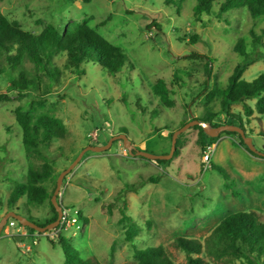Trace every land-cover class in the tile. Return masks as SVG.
<instances>
[{"label":"rangeland","instance_id":"374dc122","mask_svg":"<svg viewBox=\"0 0 264 264\" xmlns=\"http://www.w3.org/2000/svg\"><path fill=\"white\" fill-rule=\"evenodd\" d=\"M196 5L197 0H184L182 5H167L165 0H0L2 14L24 31L38 34L52 25L63 34L68 26L87 20L128 57L119 73L110 74L95 63L75 72L65 70L66 55L60 54L54 59L62 70L59 83L37 73L28 59L15 68L1 62L0 95L12 100L0 102V223L10 212L38 226L53 218L50 200L37 205L23 198L14 207L9 205L12 191L25 182L28 170L45 162L54 167L51 179L42 183L51 194L61 173L84 149L103 147L123 132L138 150L164 156L171 151V132L185 121L217 114L211 125L223 126L228 117L220 100L210 94L226 88L236 66L245 62L235 52L239 39L246 41L252 58L264 57V23L254 20L246 8L219 16L217 4L210 14L195 17ZM22 69L40 87L17 98L11 82ZM261 73L264 60L250 66L243 78L252 82ZM159 79L171 90L170 104L154 90ZM255 103L247 101L254 109L252 117L242 104L234 105L232 112L243 118L247 134L264 154V114L258 113ZM17 108L34 117L60 119L66 136L54 139L39 154L27 152L14 113ZM198 138V130L186 131L180 154L160 164L131 157L122 141L106 152L84 155L65 177L58 199L72 217L78 211L87 219L85 227L79 217L78 225L63 232L84 261L137 264L136 250L161 246L175 264H188L186 254L175 245L178 237H185L200 241L202 256L212 264H249L233 257L213 259L205 240L231 214L256 213L264 219V158L239 146L238 136L224 132L206 141L217 148L215 168L204 172ZM124 215L139 229L132 243L126 242L119 225ZM10 222L0 235V264L65 263L54 230L40 234L24 227L20 235L21 225L9 227ZM17 236L26 239L17 242ZM24 245L32 250L27 252Z\"/></svg>","mask_w":264,"mask_h":264},{"label":"trees","instance_id":"16d2710c","mask_svg":"<svg viewBox=\"0 0 264 264\" xmlns=\"http://www.w3.org/2000/svg\"><path fill=\"white\" fill-rule=\"evenodd\" d=\"M83 1L90 2V0ZM175 2L182 5L184 0H165L167 5H172ZM216 4L219 6L217 14L219 16L233 10L246 8L254 20L260 19L264 23V0H197V5L194 8L195 17L202 16L204 13L210 14ZM214 13H216L215 10ZM253 36L256 44H258L260 39L254 33ZM196 38L193 36V43H197ZM235 52L244 57L245 62L236 66L226 88H215L210 96L220 100L222 112L228 117L223 125L239 126L249 136L243 118L233 113L232 107L236 104H242L246 115L252 117L254 109L248 106L247 101H255L258 113L264 114V73H261L252 82H248L243 78L249 67L257 61L264 60V57L252 58L247 53L244 39L238 40ZM60 54L66 55L64 68L71 72L82 70L85 64L95 63L108 73L117 74L128 60L122 49L90 27L87 20L68 26L63 34H60L52 25L44 26L41 33L35 34L24 31L17 21H10L2 14L0 8V73L3 71L1 62L5 61L8 66L15 68L17 66L22 67V61L28 59L34 65L37 73L44 74L51 82L59 83L62 70L54 64V59ZM36 86L40 87V82L31 78L24 69L20 71L18 76H14L11 82V88L17 98L24 97V94L31 87ZM154 90L156 94L170 104L169 94L171 90L164 80L159 79L154 86ZM10 100L12 99L7 95H0V102ZM14 113L16 121L23 132L24 146L29 153L39 154L42 149L50 147L54 139H63L66 136L65 125L60 119L49 115L34 117L31 112H23L19 108ZM217 116V114L208 115L203 119H191L190 121L198 120L212 124ZM232 120L236 121L237 124L230 122ZM190 121H185L180 128ZM219 126L221 125H214V127ZM191 129L199 131L197 144L202 149L206 145V141H212L213 138L207 136L203 128L196 126ZM177 130L174 129L170 134L171 145L173 135ZM225 133L238 136L239 146L249 152L239 134ZM185 134L186 132L178 137L174 157L180 154V147L184 144L183 137ZM164 162L166 161H157L159 164ZM213 168H215L214 165ZM218 170L227 177L222 168H218ZM53 174L54 167L49 162H45L39 169H29L25 182L16 185L9 198V205L12 207L23 198L37 205H43L47 200H50L54 212L53 218L41 227L54 223L58 219V213L51 201L56 188L50 194L46 187L42 185L43 182L51 179ZM79 217L83 221V227H85L87 219L81 213H79ZM13 220L10 219L9 221ZM119 225L124 228L126 242L132 243L139 234V229L133 220L124 215L119 220ZM27 229L36 232L30 228ZM63 232L64 230L58 234L57 238L65 255L64 264H90L79 256V252L73 246L71 239L65 237ZM205 244L207 254L217 261L226 257H233L235 259H246L249 264H264V219L256 213L239 212L231 214L225 217L212 231L206 238ZM175 245L186 254L188 264H212L202 256L204 248L200 241L178 237ZM134 258L137 264H175L166 249L161 246L136 250Z\"/></svg>","mask_w":264,"mask_h":264},{"label":"water","instance_id":"95a60500","mask_svg":"<svg viewBox=\"0 0 264 264\" xmlns=\"http://www.w3.org/2000/svg\"><path fill=\"white\" fill-rule=\"evenodd\" d=\"M196 126L203 128L205 134L211 138H214V139L218 138L224 132L237 133L241 136L243 142L245 143V145L248 148L250 153H252L258 157L264 158V154L261 153L260 151H258L256 146L254 145L253 139H251L249 136H247L246 132L241 127L236 126V125H230L229 124V125H223V126H219V127H213L210 123H205V122H201L198 120L190 121L189 123H187L182 128L178 129L174 133L173 138H172L171 151L168 155H164V156H157V155H154V154H151L148 152H143V151L138 150L135 147V145H133V143L128 139L127 135L122 133L120 135L114 136L108 142V144H106L103 147L90 146V147L84 149L81 152L78 159L72 164V166L69 169H67L66 171H64L63 173H61V175L58 179V182H57V188H56L55 193L52 197V204H53L56 212L58 213V219L54 223H51L45 227H41V226H38L35 223L31 222L29 219L18 215L15 212H10L2 219V221L0 223V235L3 231V229L8 225V221L10 219H14L21 226L30 228V229H32V230H34L40 234H44L50 230H57L59 225H60V222L62 220V217H63V207L58 202V197H59V194L61 191L62 183H63L65 177L68 176L78 166V164L81 162V160L83 159L84 155L87 152L91 151V152H95V153H103V152H106L109 149H111V147L115 141H122L125 149L128 151V153L131 157H135V158L141 157V158H144V159L152 161V162H157L159 160L170 161L171 159H173L175 152L177 150L178 137L181 134L188 131L189 129L196 127ZM15 239L17 242H22L26 239V237L25 236H17V237H15Z\"/></svg>","mask_w":264,"mask_h":264},{"label":"built area","instance_id":"2783aa9c","mask_svg":"<svg viewBox=\"0 0 264 264\" xmlns=\"http://www.w3.org/2000/svg\"><path fill=\"white\" fill-rule=\"evenodd\" d=\"M217 146L214 144H208L203 148L202 152V167L203 171H209L213 168V156L215 155ZM75 217H72L69 209H63V217L60 222V225L57 230H54L55 233L59 234L62 230H66L72 226L79 224V212L74 211ZM17 225H20L16 220H13L9 223V227H16ZM24 229L23 226L19 228V233H22L20 235H23L24 232L22 231ZM57 234V236H58ZM26 237V236H25ZM34 245L37 244V240H34ZM27 252H30L32 250L31 246L24 245Z\"/></svg>","mask_w":264,"mask_h":264}]
</instances>
